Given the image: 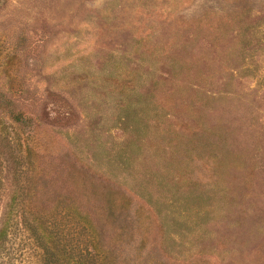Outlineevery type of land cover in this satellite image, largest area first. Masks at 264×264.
I'll return each mask as SVG.
<instances>
[{"label": "rangeland", "instance_id": "obj_1", "mask_svg": "<svg viewBox=\"0 0 264 264\" xmlns=\"http://www.w3.org/2000/svg\"><path fill=\"white\" fill-rule=\"evenodd\" d=\"M0 230V264H264V0H0Z\"/></svg>", "mask_w": 264, "mask_h": 264}, {"label": "trees", "instance_id": "obj_2", "mask_svg": "<svg viewBox=\"0 0 264 264\" xmlns=\"http://www.w3.org/2000/svg\"><path fill=\"white\" fill-rule=\"evenodd\" d=\"M14 120L22 121L23 119L18 117L17 115H13ZM32 231L37 234V227L36 225H32ZM3 233L0 230V234ZM42 250H43V261L44 264H84L86 261V256L82 255L81 253H77L76 255L72 256L70 259L67 260L65 255H60L55 252L47 243L42 242ZM88 255H93L92 252H88Z\"/></svg>", "mask_w": 264, "mask_h": 264}]
</instances>
